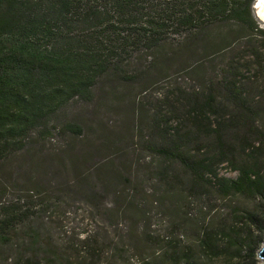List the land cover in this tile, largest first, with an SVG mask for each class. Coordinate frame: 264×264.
Listing matches in <instances>:
<instances>
[{
	"label": "trees",
	"instance_id": "obj_1",
	"mask_svg": "<svg viewBox=\"0 0 264 264\" xmlns=\"http://www.w3.org/2000/svg\"><path fill=\"white\" fill-rule=\"evenodd\" d=\"M254 1L0 0V165L34 134L44 139L57 113L73 101H91L101 77L136 56L164 61L168 49L177 55L176 38L183 39L179 49L193 55L195 49L204 59L218 50L228 59L214 79L190 88L168 81L141 122L147 132H141L142 150L150 158L146 181L164 189L179 211L187 202H203L210 212L215 202L229 203L219 208L229 212L228 223L205 230L200 246L208 258L225 257V264H255L253 231L264 232V152L254 147L264 121V29L254 21ZM214 36L219 42L211 45ZM65 129L81 134L74 126ZM225 163L235 178L220 174ZM78 177L73 187H82L70 195L83 192L103 203L104 190L93 193V174ZM144 182L118 170L100 181L124 190ZM70 186L33 187L29 197L37 198L25 206L0 202V264H127L120 243L92 235L55 241L38 224L45 216L51 221ZM156 252L141 264H197Z\"/></svg>",
	"mask_w": 264,
	"mask_h": 264
},
{
	"label": "rangeland",
	"instance_id": "obj_2",
	"mask_svg": "<svg viewBox=\"0 0 264 264\" xmlns=\"http://www.w3.org/2000/svg\"><path fill=\"white\" fill-rule=\"evenodd\" d=\"M253 16L264 29V24L257 21L254 13ZM218 38L214 36L208 43L214 45ZM182 42V38L172 42L177 55L168 49L169 58L164 61L157 55L151 61L136 56L129 65L108 71L94 87L91 101H73L57 113L44 139L34 134L23 151L0 165V202L25 206L37 198L29 197L28 191L33 187L49 189L59 182H71L64 193L66 203L59 205L51 221L45 216L38 222L52 231L55 241L64 238L71 242L78 236L84 240L90 235L114 241L127 250L124 257L127 264H141L160 249L170 251L173 258H188L197 264H225V257H206L200 240L205 230H219L221 223H228L224 218L229 212L219 208L225 209L230 204L215 202L218 208L210 212L203 202L195 205L187 202L186 210L179 211L174 201L165 197L164 189L154 181H146L145 166L150 158L142 150L141 132H147L141 122L167 91L168 81L177 79L186 88L199 86L214 79L222 60L228 59L221 57L218 50L201 58L203 55L195 49L194 55L185 48L179 49ZM253 71L249 74L253 75ZM66 125L74 126L81 134L65 129ZM260 126L262 131L254 138L258 142L253 146L264 152V121ZM111 165L112 170H107ZM115 170L135 181L145 179L144 186L132 184L127 190L123 185L103 187L100 181ZM219 171L231 178L238 174L230 163L221 165ZM86 173L93 174L94 194L104 190L103 203H95L83 192L70 195L73 189L82 187H73V180ZM154 190L157 195H153ZM126 198L132 202L131 207ZM137 207L141 209L140 215L136 213ZM252 237L257 245L255 264H264L258 256L264 246V232L253 231Z\"/></svg>",
	"mask_w": 264,
	"mask_h": 264
},
{
	"label": "water",
	"instance_id": "obj_3",
	"mask_svg": "<svg viewBox=\"0 0 264 264\" xmlns=\"http://www.w3.org/2000/svg\"><path fill=\"white\" fill-rule=\"evenodd\" d=\"M262 6H264V0H255L253 3V6H252V10H253V13H254L257 21L261 24H264V20L260 17V14H259V11H261V12L263 11ZM258 256L263 258V261H264V246L258 252Z\"/></svg>",
	"mask_w": 264,
	"mask_h": 264
},
{
	"label": "bare ground",
	"instance_id": "obj_4",
	"mask_svg": "<svg viewBox=\"0 0 264 264\" xmlns=\"http://www.w3.org/2000/svg\"><path fill=\"white\" fill-rule=\"evenodd\" d=\"M259 5V4H258ZM257 5V6H258ZM263 11H260V17L264 20V6H262Z\"/></svg>",
	"mask_w": 264,
	"mask_h": 264
}]
</instances>
